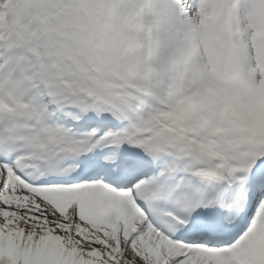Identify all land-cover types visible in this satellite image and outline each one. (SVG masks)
I'll return each instance as SVG.
<instances>
[{"label": "snow or ice", "instance_id": "6c2138e0", "mask_svg": "<svg viewBox=\"0 0 264 264\" xmlns=\"http://www.w3.org/2000/svg\"><path fill=\"white\" fill-rule=\"evenodd\" d=\"M0 264H264V0H0Z\"/></svg>", "mask_w": 264, "mask_h": 264}]
</instances>
